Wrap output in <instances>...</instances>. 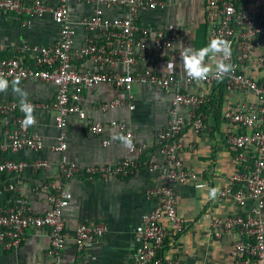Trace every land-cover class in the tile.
<instances>
[{
  "label": "built area",
  "instance_id": "2783aa9c",
  "mask_svg": "<svg viewBox=\"0 0 264 264\" xmlns=\"http://www.w3.org/2000/svg\"><path fill=\"white\" fill-rule=\"evenodd\" d=\"M165 5L164 0H0L1 14L24 18V24L29 19L50 18L57 27V37L50 44L24 43L20 56L0 59V73L10 83L19 77L20 82L34 80L53 86L54 97L47 108L54 113L58 135L52 149L61 154L66 151L65 131L72 117L85 122L89 134L104 148L121 143L112 140L113 132L130 135L133 142L127 156L115 165L81 166L62 156L56 164L58 180H42L34 188L45 199V207L35 211L18 195L17 180L51 165L45 159L28 161L15 156L39 152L43 139L31 131L33 126L22 127L20 100L0 101V179L9 176L2 190L14 195L11 204L0 205V252L17 250L28 231L44 233L48 256L53 264H62L67 242L64 212L70 205L64 182L83 176L101 181L125 179L143 167L160 173L163 182L145 192L156 204L141 216L132 258L136 264H178L165 255L166 246L185 229L177 212L174 186L195 178L180 158L181 152L193 153L195 147L184 146L182 134L190 129L200 135L208 129L205 111L213 99V95L187 88L214 86L221 93L219 116L231 129L226 144L235 166L216 199H227L242 212L226 218L213 216L208 233L216 239L224 235L231 238L233 264H264V0H206V40L209 43L220 37L231 42V58L226 62L234 65V71L220 82L210 77L200 84L190 81L185 73H161L147 65L152 50L171 61H181L183 34L166 27L150 29L137 21L140 12L162 10ZM77 8L88 11L78 14ZM112 10L121 13L109 16L107 12ZM102 85L117 91L106 101L94 102V108L103 114L135 110L134 86L150 87L169 96L165 126L154 139L160 160L142 163L148 145L134 140L127 123L113 118L88 121L84 94ZM225 94L238 99L223 105ZM28 101L35 109L36 103ZM104 230L105 226L94 223L76 225L72 239L75 264H92L87 248Z\"/></svg>",
  "mask_w": 264,
  "mask_h": 264
},
{
  "label": "crops",
  "instance_id": "0c3cea01",
  "mask_svg": "<svg viewBox=\"0 0 264 264\" xmlns=\"http://www.w3.org/2000/svg\"><path fill=\"white\" fill-rule=\"evenodd\" d=\"M166 5L162 10L142 11L137 19L140 26L155 29L166 27L184 35L183 47L199 49L208 44L205 39V3L206 0H164ZM87 9L77 8V13ZM88 11V10H87ZM121 11L107 12L109 16L120 15ZM24 18L11 14L0 13V55L20 56L24 43L47 45L57 37V27L50 18L41 20L29 19L24 24ZM81 32H79V36ZM167 63H174L173 73H184L181 61H171L165 54L155 51L148 52L147 65L162 73ZM205 64L215 67L210 57L205 58ZM27 92V99L36 103L34 116L36 124L32 132L43 139V148L39 152H22L15 157L23 160L35 158L45 159L51 167L37 174L26 173L17 180L22 200L28 202L35 211L45 207L42 194H37L34 188L42 180H58L59 172L56 164L62 156L81 166L115 165L127 156V148L122 143L102 147L99 139L91 136L85 122L77 117L69 120L66 128V151L55 152L58 130L53 120L54 113L47 106L54 97L52 85L27 80L20 82ZM189 91L203 95H213L210 107L206 109L208 129L200 135L186 129L182 134L184 146L194 145L195 152L184 150L180 154L186 170L195 174V178L183 185H175L177 212L185 229L182 235L166 246V257L178 264H233L231 256V238L222 236L220 239L208 233L209 220L213 216L226 218L241 213L242 209L229 200L211 199L208 189H224L229 177L234 171L233 153L226 144V136L230 127L221 120L218 110L221 107V93L218 88L193 86ZM136 108L133 111L125 109L107 114L94 108V102L106 101L117 95V91L109 86H98L85 93L83 108L88 121L107 122L117 119L129 125L135 141L148 145L145 154L141 156L142 163L160 160L154 150V139L166 123L169 96L150 87L134 86L132 89ZM217 94V96H216ZM121 95V94H120ZM219 96V97H218ZM238 97L225 94L223 105L233 104ZM20 100L11 88L0 92V101ZM0 179V205L12 203L13 193L4 192V180ZM163 182L160 173H151L139 168L125 179L110 178L101 181L83 176L79 180L66 181L64 190L70 195V205L64 212L65 233L67 242L62 252V264H75L76 250L72 239L75 227L80 222L94 223L105 226L98 241L87 248V255L92 264H136L132 258L135 249L134 237L140 227L141 216L148 213L156 204L155 198H146L145 192ZM197 184L204 187L197 189ZM48 238L44 233L28 231L20 247L12 252H0V264H53L48 256Z\"/></svg>",
  "mask_w": 264,
  "mask_h": 264
},
{
  "label": "clouds",
  "instance_id": "9594fccd",
  "mask_svg": "<svg viewBox=\"0 0 264 264\" xmlns=\"http://www.w3.org/2000/svg\"><path fill=\"white\" fill-rule=\"evenodd\" d=\"M231 42L217 37L210 40V42L197 49L192 47H183L180 45V60L182 70L186 77L190 81H194L200 84L210 77L220 82L224 77L234 71V65L227 63L226 61L231 58ZM210 57L215 67H211L205 64V58ZM176 70L174 63H167L166 67L162 69V72L172 73ZM10 86V82L5 78L3 73H0V92H6ZM12 91L20 97V111L24 114L22 120V127L27 129L29 126L36 124V117L34 116V108L27 99V92L20 86V78L17 77L11 81ZM112 140L119 141L124 147L131 149L133 142L131 136H125L123 134L113 132ZM203 184H197L196 188L199 190L203 188ZM219 193L218 188L208 189V196L211 199H215Z\"/></svg>",
  "mask_w": 264,
  "mask_h": 264
},
{
  "label": "trees",
  "instance_id": "16d2710c",
  "mask_svg": "<svg viewBox=\"0 0 264 264\" xmlns=\"http://www.w3.org/2000/svg\"><path fill=\"white\" fill-rule=\"evenodd\" d=\"M206 32H207V30L205 31V39H206ZM4 57H8V56L0 55V59H1V58H4Z\"/></svg>",
  "mask_w": 264,
  "mask_h": 264
}]
</instances>
